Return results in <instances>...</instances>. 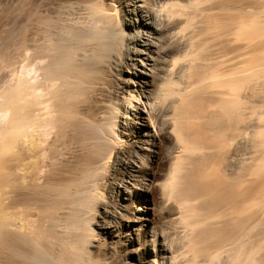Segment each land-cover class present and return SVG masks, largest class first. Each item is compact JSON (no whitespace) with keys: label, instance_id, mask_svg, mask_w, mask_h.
<instances>
[{"label":"bare ground","instance_id":"6f19581e","mask_svg":"<svg viewBox=\"0 0 264 264\" xmlns=\"http://www.w3.org/2000/svg\"><path fill=\"white\" fill-rule=\"evenodd\" d=\"M0 264H264V0H0Z\"/></svg>","mask_w":264,"mask_h":264}]
</instances>
